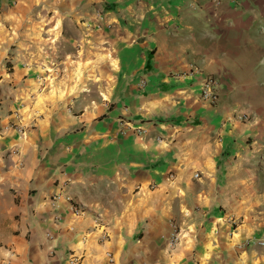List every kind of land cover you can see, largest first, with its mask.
<instances>
[{
  "label": "crops",
  "instance_id": "0c3cea01",
  "mask_svg": "<svg viewBox=\"0 0 264 264\" xmlns=\"http://www.w3.org/2000/svg\"><path fill=\"white\" fill-rule=\"evenodd\" d=\"M262 236L264 0H0V264H264Z\"/></svg>",
  "mask_w": 264,
  "mask_h": 264
},
{
  "label": "built area",
  "instance_id": "2783aa9c",
  "mask_svg": "<svg viewBox=\"0 0 264 264\" xmlns=\"http://www.w3.org/2000/svg\"><path fill=\"white\" fill-rule=\"evenodd\" d=\"M220 0H215L216 3H218ZM93 15H94V23L93 26H96V28L101 27V22L103 21V14L100 6H96L93 8ZM200 95L203 99L215 103L219 99V80L216 76L213 74H206L204 81L200 88ZM238 118L240 119H249V115L247 113H239ZM18 132H23V127L18 124L12 125ZM143 129H140L139 132H143ZM194 176H198V173H194ZM72 210L76 213H79L82 211L81 206L79 205H72ZM179 240V231L177 228H173L171 236L169 238V243L171 245H175L177 241ZM257 243L260 245H264V236L261 238H258Z\"/></svg>",
  "mask_w": 264,
  "mask_h": 264
},
{
  "label": "rangeland",
  "instance_id": "374dc122",
  "mask_svg": "<svg viewBox=\"0 0 264 264\" xmlns=\"http://www.w3.org/2000/svg\"><path fill=\"white\" fill-rule=\"evenodd\" d=\"M220 2V1H219ZM96 7V6H95ZM92 11H93V8H92ZM91 11V15L93 14V12ZM92 19V18H91ZM91 19H88V20H85V23H86V26L87 27H95L94 29H96V26H93V23H94V18H93V20H91Z\"/></svg>",
  "mask_w": 264,
  "mask_h": 264
}]
</instances>
